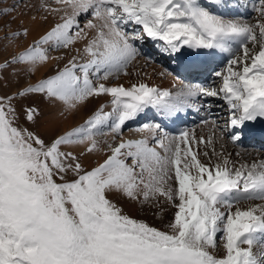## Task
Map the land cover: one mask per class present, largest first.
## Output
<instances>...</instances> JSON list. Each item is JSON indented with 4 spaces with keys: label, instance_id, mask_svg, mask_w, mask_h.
Listing matches in <instances>:
<instances>
[{
    "label": "snow or ice",
    "instance_id": "6c2138e0",
    "mask_svg": "<svg viewBox=\"0 0 264 264\" xmlns=\"http://www.w3.org/2000/svg\"><path fill=\"white\" fill-rule=\"evenodd\" d=\"M224 7L0 0V264H264V157L238 162L227 151L249 122L264 121V0H254L255 23L212 10ZM33 9L30 24L47 25L35 36L20 19ZM147 38L219 85L173 93L119 83L135 75ZM217 51L226 65L201 72L200 58ZM148 108L173 122L194 110L209 133L144 123L139 138H125Z\"/></svg>",
    "mask_w": 264,
    "mask_h": 264
},
{
    "label": "bare ground",
    "instance_id": "6f19581e",
    "mask_svg": "<svg viewBox=\"0 0 264 264\" xmlns=\"http://www.w3.org/2000/svg\"><path fill=\"white\" fill-rule=\"evenodd\" d=\"M204 2L207 4V0ZM35 3H36V1H35ZM224 3H225V7L223 9H217V12L225 14V15H230V14L238 11L237 13H242L243 16H246V13L249 12V9H248L249 6L247 5L246 7H243L244 4H239V1H237V0H235L233 3L230 2V0H224ZM213 9H215V8H213ZM20 11H25V10L20 9ZM29 17H30V15H25V16H22L20 18H29ZM240 19H242V18H240ZM151 41L152 40L150 38H147L145 42H151ZM152 43H155V42L152 41ZM143 46H144V43H143ZM152 47H154V45ZM146 49H148V48L144 46L142 53H145ZM204 51L207 52L209 50H204ZM144 57L141 55L138 58L145 60ZM161 57L165 58L164 56H161ZM202 57L204 59V62L211 60V61H215L217 64H220V65L224 62H227V58H228L226 53H220L218 51L216 52V55H214V56H202ZM207 65L205 66V68L207 67ZM168 68H172V69L177 70V71H179L178 69H180L177 66V64L175 62H172V61H170V65L168 63ZM205 68L203 69L202 72H204L206 69H208V68H206V69ZM153 70H154V68H153ZM161 72H165L166 74L164 76H160L161 77L160 78L161 83L158 87L167 88L168 90L172 91L173 93H175L176 91L181 89L186 84L193 83L194 85H197V84H204L205 83L204 85H207L206 83L208 81L209 82L211 81L213 83V81L216 80L212 77H209V79L207 81H205L202 75L201 76H186L182 72L180 74H178V76H177L174 73V71L167 70V69L159 71V73H161ZM184 79H190V80L193 79V81H195L196 83H194V82L186 83V82H184ZM154 84H155V82H154ZM214 102H216V101H214ZM101 103H103V102L101 101ZM83 114L84 113H82V115ZM196 114L197 113L194 110H188L186 112L179 113L178 116L173 118V119L180 121V123L184 125V129L185 128H197V125L199 123L196 122V119H197L195 117ZM141 118H145V121L142 124H144V123H161L162 124L164 117H162L160 115V113L158 112L157 109L148 108L145 110V112L143 114H141L138 117L137 120H135L133 122H129V123L131 124V123L140 122ZM186 121L190 124L189 127L186 126V123H187ZM138 124H139V126L142 125L141 123H138ZM136 125L137 124H135L134 127H132L134 129H132V130L130 129L124 133L125 138H139V133L135 131V129L137 128ZM246 126L248 128H251V129H260L262 126H264V121L249 122ZM64 127H67V126L64 125ZM199 129H200V131H199L200 133L197 132V134L199 133L198 135L203 134L205 136L209 133V130H210L208 127H203V128H199ZM240 135H241V140L239 142H237L236 144H232L231 142L229 144H227V151L233 153V159L234 160H236L238 162L247 161V162L251 163L253 160L259 159L260 157L264 156L263 150L255 149V148H246V147L242 146L243 143L244 144L253 143L252 140L247 137V134L245 133L244 129L240 130ZM237 152L240 153L239 157L235 156V153H237ZM247 156L252 157V159L251 158H250V160L246 159Z\"/></svg>",
    "mask_w": 264,
    "mask_h": 264
},
{
    "label": "rangeland",
    "instance_id": "374dc122",
    "mask_svg": "<svg viewBox=\"0 0 264 264\" xmlns=\"http://www.w3.org/2000/svg\"><path fill=\"white\" fill-rule=\"evenodd\" d=\"M35 1L37 2V0H32L33 3H35ZM204 1H206V0H202V3H205ZM234 1L235 0H230V2H232V3ZM237 1H239V4H244L243 7H246L248 5L249 6V8H248L249 12L246 13V16H243L242 13H237L238 11L235 12V13H232L230 15L223 14L225 16V18H236V19L242 18V20H245L247 22L255 23V19L254 18H255L256 14L252 11L254 0H237ZM11 2H12V0H9V3H11ZM21 10H25V9L21 8ZM212 10L217 12V8L212 9ZM33 14H37L35 12V9H33L32 12L28 13V15H30V16L33 15ZM220 14H222V13H220ZM20 19L24 20L26 26H31V27L34 28V31L32 33L33 36H35L37 34V30H40V29H42L44 27H47V25H43V24L31 25L29 18H20ZM14 27H15V25H14ZM0 35H3V33H0ZM31 39H32V36L29 37V40H31ZM27 42L28 41H24V43H27ZM138 46H141V45L138 44ZM144 46L148 48L145 53H142V56L143 57L145 56L144 57L145 60L137 58V60L132 65V67L129 69V72L130 73H135V75L121 76L120 80L118 81L119 83H123L125 86H128L130 83L136 82L137 80H144L147 83H149L150 85L159 86L160 83H161V79H160L161 77L159 75V71L165 70V69L173 71L172 68H168V63L170 65V60H168L166 58H162L160 56V54H158L157 50L155 48H152V44L151 43L144 42ZM144 46L143 45L141 46L142 50H143ZM219 65L220 64H218V65L216 64L213 67H215V68H223L226 65V62L222 63L220 66ZM213 67H210L209 69H211ZM153 68H154V70H153ZM215 79L216 80H214L213 83L211 81L210 82L208 81L206 84L207 85L211 84L213 86H218L219 83H220L219 78H215ZM154 82H155V84H154ZM184 82H186V83H190V82L196 83L195 81H193V79L192 80L184 79ZM190 84L194 85L193 83H190ZM107 98L108 97H102L100 99L93 100L90 103V105H88L87 109L84 110V113H86L88 110L93 109L96 106H98V104L101 103V101L103 103L106 102L109 99V98L108 99ZM216 103H221V101H216ZM81 115H82V113H81ZM220 115L224 116L225 113L221 112ZM74 122L75 121H73V120H69V121L65 122L64 125L68 126V125H70V124H72ZM221 123H222V121H221ZM135 124H137L136 126L139 127L138 123H131V124L128 123L127 126L124 129V133L126 131L130 130V129L131 130L134 129L132 127H134ZM196 129H197V132L200 131L199 128H196ZM101 139H103V138H101ZM242 146L246 147V148L260 149V150L264 151V147L263 146L253 145L251 143H246V144L243 143ZM262 157H264V156H262ZM250 158L252 159V157L247 156L246 159L250 160ZM126 211H129V213L131 215L139 216L140 218L146 219L151 224H154L156 226L160 225V221L158 219L153 217V215H151V214L141 213L135 205H127L126 206ZM255 250L256 249H254V251Z\"/></svg>",
    "mask_w": 264,
    "mask_h": 264
}]
</instances>
